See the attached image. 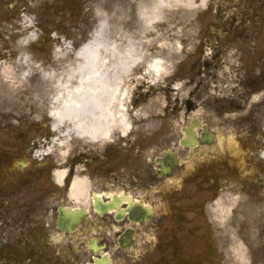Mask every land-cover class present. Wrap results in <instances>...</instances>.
<instances>
[{
  "label": "flooded vegetation",
  "instance_id": "flooded-vegetation-1",
  "mask_svg": "<svg viewBox=\"0 0 264 264\" xmlns=\"http://www.w3.org/2000/svg\"><path fill=\"white\" fill-rule=\"evenodd\" d=\"M236 1L227 0V3H231L230 8L238 10L241 0H238L239 3ZM105 2L70 0L67 4L63 1L54 4L55 0H0V65L11 62L16 68L14 73L22 78L27 74L31 83L34 77L32 70L24 72L19 68L21 58H41V54H49V50L52 52L49 37L67 38L64 32L70 26L69 14L83 13L81 22L73 28L78 32L76 43H81L93 30L95 14L104 8ZM247 2L248 9L231 15L227 22L226 37L230 42L243 37L242 34L248 32V24L254 36L264 35V0ZM254 18L258 23L253 24ZM22 28L29 29L19 36L16 32ZM33 32L35 36L30 39ZM56 43H60L59 40L52 44ZM25 47L28 48V56L25 55ZM210 48L212 58L203 61L201 54L205 56V49L199 44L192 56H198L199 60L191 62L187 69L191 72L186 73L188 83L198 88L202 86L199 76L208 75L210 71H205L211 70V67H218L216 62L220 58L216 57L221 52V44L215 42L210 44ZM159 52L152 48L146 50L145 60L133 71L129 80L132 79L131 82L138 87L135 99L140 93L150 97L178 89V75H163L165 80L159 81L160 77H153L148 71L149 63L155 60L150 55ZM260 56L251 66L252 76L244 71L242 77L236 78L232 82V94L229 93L228 100L221 105L228 112L224 116L222 112L219 118H226L231 129L236 131L230 144L236 140L239 143L236 149L228 145L222 155L215 151L214 133L202 126L198 118H193L189 125L180 129L182 137L176 142L178 149L170 146L173 140L168 141L169 129L165 127L169 119H161L160 128L149 138H146L147 134L142 139L145 138L148 148L152 149L153 138L156 137L157 142H164V151L142 157L143 148L137 144L136 138V127L140 125L136 119L139 105L135 99L127 104L132 114V128L128 134L115 130L109 141L106 140L108 142H90L91 146L87 149L72 147L65 163H59L60 169L57 168V161L53 162L49 155L37 156L35 144L27 145L24 138L21 137L18 144L7 141L5 150H0V212H4L0 214V264H94L95 259H102L105 255L136 251L137 239L149 230L159 234L158 244L162 239L184 235L183 225L186 223L191 225V231L200 234L202 182L210 179L209 187L204 191V195L209 197L203 201H215L218 190L234 183L233 165L241 155H245L249 167L246 184L259 192L263 190L264 49L260 51ZM169 76L171 82L166 80ZM24 96L20 99L6 96L3 100L5 107L15 110L16 101H22ZM193 101L187 100L188 113L199 109L197 101ZM28 108L35 111L31 105ZM69 139L73 141L72 137ZM179 149L181 155L178 154ZM203 163L208 170L207 177L202 175ZM62 172L64 175L58 176ZM106 175L110 183H105ZM78 185L81 188L84 185L85 190L82 191L87 193H80ZM97 187L104 190L102 194L90 193ZM109 188H114V191H106ZM115 189L119 191L115 192ZM64 210L66 221H78L70 232H63L58 227ZM159 216L161 218L157 220ZM52 228L59 232V236L53 237ZM73 244L78 250H72L67 257L53 251V248H70ZM155 248L176 253L182 250L173 245H157ZM213 251L214 247L209 246L205 253L211 255Z\"/></svg>",
  "mask_w": 264,
  "mask_h": 264
},
{
  "label": "rangeland",
  "instance_id": "rangeland-1",
  "mask_svg": "<svg viewBox=\"0 0 264 264\" xmlns=\"http://www.w3.org/2000/svg\"><path fill=\"white\" fill-rule=\"evenodd\" d=\"M62 1L67 4L70 0H55L54 4H60ZM154 2L155 0H106L104 8L97 10L95 14L96 24L92 26L93 30L89 31L90 34L79 44L76 43L78 32L73 28L81 22L80 17L83 13L69 14L70 26L64 32L66 36L68 35L67 38L49 37L50 48L53 45L52 52L49 50V54H41V58H28L26 64L21 58L19 68L24 72L32 70L31 75L34 77L31 83L28 77L22 78L20 74L14 73L16 68L11 62L0 65V99L2 100L0 150H5L7 141L18 144L21 137L27 141V145L35 144L37 149L42 150L53 145L51 160L57 161V168L60 169L59 163H65L72 147L77 150L91 146L75 135H71L72 142L69 135L61 136L64 130L70 129L68 122L63 124L59 132L53 131L52 125L55 121L49 113L54 105L53 99L57 91L56 80L59 81L65 75L69 66L75 61L76 52L89 42L93 34L104 24L106 42L116 44L122 42L123 48L129 43L131 45L136 43L143 54L151 48L158 50L159 54L155 53L150 57L166 59L171 66L168 74L179 76L176 91L152 94L150 97L140 93L138 99H135L138 95L134 94L138 87L131 82L132 79L127 82L130 89L127 104L135 99L139 105L136 119L140 126L136 127V138L137 144L143 148L142 157H151L164 151L162 146L164 142H157L156 137L153 138L152 149L148 148V141L142 139V136L147 134L146 138H149L151 133L160 128L161 119H169L166 121L168 126L165 127L169 129L168 141L173 140L170 146L178 149L179 145L176 142L182 137L180 129L189 125L193 118H198L202 126H206L205 128L214 133L217 139L214 145L215 151H219L222 155L228 149L230 139L235 138L236 131L231 129L226 118H219L222 112V116L228 112L221 105L228 100L229 93L232 94L231 89L234 87L232 82L236 78L242 77L244 71L248 72L249 77L252 76L251 66L257 58H261L260 51L264 49V35L254 36L248 24V32H244L243 37L233 42L228 41L226 37L229 18L231 15L246 11L249 7L247 0H241L240 3L236 1L239 3L238 10L230 8L231 3H227V0H196L195 4L190 0H176L167 4L164 13L158 17L152 27L145 29L143 12ZM253 21V24L258 23L255 18ZM42 26L45 27L44 23ZM43 27L41 34L44 32ZM28 29L22 28L16 33L20 36L28 32ZM56 40L60 43L52 44ZM215 42L221 44V52L219 51L216 57L220 58L216 62L218 67L216 69L211 67V70L205 71V73L210 71L208 75L199 76L202 80L200 88L189 84L186 73L191 74V72L187 70L188 66L194 60L195 62L199 60L198 56L192 58L193 52L201 44L205 49L203 50L205 56L201 54V58H204L203 61L208 60L212 58L210 44ZM25 55L28 56L27 47H25ZM163 78L165 77L162 76L158 80H165ZM166 80L171 82V76ZM9 95L18 99L25 95L22 101H16L15 110L8 109L4 105V98ZM188 99L197 101L199 106L197 111L187 112ZM30 105L35 111L29 110ZM53 138L59 140L54 144L51 141ZM235 143L239 145L237 140ZM179 153L181 155L180 149ZM236 161L237 163L233 165L234 183L230 186L225 185L226 187L224 186L221 191L218 190L215 202L203 201L209 197L204 195V191L209 187L210 179L202 182L203 210L200 218V234L191 231V225L186 223L183 225L184 235L179 234L176 238H171L172 240L168 239L169 242L162 239L161 244H158L159 234L149 230L137 239L136 251L110 255L112 264H264V189L259 192L246 184L245 180H248L249 176H246L245 172L248 173L249 167L245 155H241ZM207 172V167L203 163L202 175L207 177ZM105 178V183H110L108 175ZM113 189L109 188L106 191L112 192ZM103 191L102 188L97 187V190L93 189L90 193L102 194ZM116 191L119 190L115 189ZM0 214L3 215L4 212L1 211ZM160 218L161 216L157 220ZM50 230L53 232V237L59 236L56 229ZM162 236L164 238L165 234L162 233ZM157 245L160 247L173 245L181 247L182 250L177 253L164 251L162 248H155ZM209 246L214 247L211 255L205 253ZM72 250L77 252L76 244L70 248L65 246L53 248V251L62 253L64 257L69 256Z\"/></svg>",
  "mask_w": 264,
  "mask_h": 264
},
{
  "label": "bare ground",
  "instance_id": "bare-ground-1",
  "mask_svg": "<svg viewBox=\"0 0 264 264\" xmlns=\"http://www.w3.org/2000/svg\"><path fill=\"white\" fill-rule=\"evenodd\" d=\"M173 1L176 0H155L145 9L144 28L152 27L167 4ZM190 2L195 4L196 0ZM104 35L105 26L102 24L92 39L76 52L75 61L65 75L55 82L57 91L50 111L55 121L53 130L59 132L66 122L70 125V129L64 130L61 136L75 135L86 142L101 143L108 140L115 130L122 134L131 131L127 82L135 68L145 60L144 54L136 43H129L123 48L122 42H106ZM34 36L35 32L31 33L30 39ZM27 61L28 58H23L25 64ZM147 69L153 77H161L168 74L171 66L164 59H155ZM24 76L27 77V74ZM58 140L55 138L53 143ZM230 146L236 149L234 144ZM53 151L54 146L46 149L48 153ZM41 154L44 152L38 153ZM62 175L64 172L60 173ZM78 190L82 193L85 186L81 188L78 185Z\"/></svg>",
  "mask_w": 264,
  "mask_h": 264
},
{
  "label": "water",
  "instance_id": "water-1",
  "mask_svg": "<svg viewBox=\"0 0 264 264\" xmlns=\"http://www.w3.org/2000/svg\"><path fill=\"white\" fill-rule=\"evenodd\" d=\"M59 222H60V225H59V226H60V228H61L62 230H65V231H66V230H68V228H67V227H63V224H64V221H63V216H61V218H60V221H59Z\"/></svg>",
  "mask_w": 264,
  "mask_h": 264
}]
</instances>
